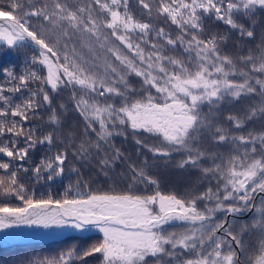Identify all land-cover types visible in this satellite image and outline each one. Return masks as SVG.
<instances>
[{"label": "snow or ice", "instance_id": "obj_1", "mask_svg": "<svg viewBox=\"0 0 264 264\" xmlns=\"http://www.w3.org/2000/svg\"><path fill=\"white\" fill-rule=\"evenodd\" d=\"M9 52L0 231L102 235L11 264H264V0H0ZM169 165L197 182L162 191Z\"/></svg>", "mask_w": 264, "mask_h": 264}, {"label": "trees", "instance_id": "obj_2", "mask_svg": "<svg viewBox=\"0 0 264 264\" xmlns=\"http://www.w3.org/2000/svg\"><path fill=\"white\" fill-rule=\"evenodd\" d=\"M134 10H137L135 8V4L133 5ZM221 31H223V26H218ZM233 43L232 41L229 42L228 48L232 49ZM20 57L16 54H13L11 52L6 53L3 56H0V65H8V64H19ZM67 99L66 93H61L58 97H56L54 103L58 104L61 101H64ZM250 101H242L241 103L247 104ZM74 120V117L69 115L68 117V123L71 124ZM254 127H260L258 123H254ZM117 146H122L126 152H133L135 151V145L131 142V139L127 143H123L121 139L116 140ZM41 150H38L36 153V158H39ZM179 159L178 156L173 157V162L175 160ZM120 169L118 168L117 171ZM159 178L160 181V189L162 191L168 192V191H178L182 192L189 188L194 182L196 181L197 174L195 172H190L187 170H179L175 167L169 165L168 167H159L157 168L154 173ZM75 180V177H69L68 174H65L63 184H54L51 185V191L53 193H57L60 191H63V185L67 184L69 180ZM25 183H28L27 180H25ZM94 190H111L110 188V182H105L103 178L97 179L95 183L92 185ZM124 189L123 185H118L116 190L121 191ZM48 186H37L36 192L37 195H40L42 193H45L48 191ZM13 205H18L19 201H15L14 199L11 201ZM248 217H244V219H247ZM102 236L98 234H92L87 236H77V235H67L61 239H55L50 241H30V242H19V243H12L3 245L0 243V264H11V261L15 258H18L20 256L31 254L34 251L39 252H45V253H55L62 249L69 248L73 245H77L80 248H85L88 245L96 242L97 240L101 239ZM88 264H97V260L95 257L90 258L88 261Z\"/></svg>", "mask_w": 264, "mask_h": 264}, {"label": "rangeland", "instance_id": "obj_3", "mask_svg": "<svg viewBox=\"0 0 264 264\" xmlns=\"http://www.w3.org/2000/svg\"><path fill=\"white\" fill-rule=\"evenodd\" d=\"M44 229L20 227L8 230L0 231V243L3 245L19 243V242H30V241H50L55 239H61L67 235L87 236L92 234L79 235L75 233H67L62 237L49 238L48 236L36 235L37 233H44ZM96 234V233H94ZM99 235V234H98Z\"/></svg>", "mask_w": 264, "mask_h": 264}, {"label": "bare ground", "instance_id": "obj_4", "mask_svg": "<svg viewBox=\"0 0 264 264\" xmlns=\"http://www.w3.org/2000/svg\"><path fill=\"white\" fill-rule=\"evenodd\" d=\"M67 233H75V234H79V235H85V233L76 232V231H73L72 229H64V230H62V234L56 235V236H48V237L49 238H56V237L63 236L65 234H67ZM94 233L100 234L98 231H92V232H89V233H86V234H94Z\"/></svg>", "mask_w": 264, "mask_h": 264}]
</instances>
